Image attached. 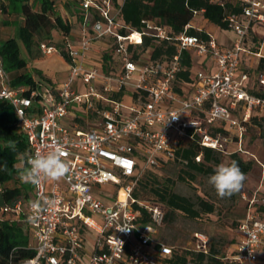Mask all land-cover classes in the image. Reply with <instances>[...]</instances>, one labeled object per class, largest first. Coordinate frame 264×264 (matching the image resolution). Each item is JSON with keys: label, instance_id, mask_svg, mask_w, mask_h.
<instances>
[{"label": "built area", "instance_id": "1", "mask_svg": "<svg viewBox=\"0 0 264 264\" xmlns=\"http://www.w3.org/2000/svg\"><path fill=\"white\" fill-rule=\"evenodd\" d=\"M239 1L241 11L225 16L236 32L232 47L223 49L212 36L188 32V23L174 37L176 50L164 65L149 55L133 56L129 45L142 43L145 31L120 32L119 9L112 0H81L84 19L79 42L68 33L58 43L39 42L42 54L60 53L68 63V76L57 86L41 83L27 90L12 85L0 55V98L13 105L27 136L29 155L61 147L70 168L59 181L33 186L30 202L41 197L48 201L37 222H28L30 202L24 204L22 198L1 207V212L27 223L36 239L35 253L19 264H165L161 258L172 256L173 246L157 239L165 207L151 201L135 204L139 166H159L163 157H174L180 138L227 154L248 152L243 142L253 116L264 121V71L257 75L263 94H255L246 83L249 73L238 75L237 69L247 50L249 29L264 22V0ZM91 6L99 16L89 21ZM5 12L0 1V24ZM143 22L155 35L170 38L163 26ZM101 39L114 40L115 61L109 71L100 57L92 55ZM189 48L210 54L217 68L197 71L187 93L177 88L176 81ZM77 76L84 90L80 83L73 85ZM126 93L130 102L124 100ZM79 110L85 113L79 118L88 121L94 116L97 124L83 128L62 122ZM200 159L201 153L196 156ZM242 197L246 211L237 226L240 236L222 258L230 264H264V209L259 208L264 207V195L243 191ZM120 225L132 229L118 230ZM87 230L95 233L91 247ZM194 236V249L208 252V235L198 230ZM156 244L159 256L154 253Z\"/></svg>", "mask_w": 264, "mask_h": 264}, {"label": "trees", "instance_id": "2", "mask_svg": "<svg viewBox=\"0 0 264 264\" xmlns=\"http://www.w3.org/2000/svg\"><path fill=\"white\" fill-rule=\"evenodd\" d=\"M6 9H11L22 17V22L17 23L16 34H11L0 41V55L4 67L8 70L11 84L14 86H25L28 89L41 83L48 84L45 79L35 78L28 68V61L21 55L19 39L30 48L38 44L41 39L53 40L52 31L57 29L67 33L71 30V24L67 18L56 8L55 0H38L41 9H34L30 0H9L6 3L0 0ZM74 2L77 0H73ZM113 6L119 9L117 19L122 26L119 31L127 33L131 30L145 31L143 41L139 44H130L129 49L133 56L138 58L144 54L152 59L166 64L176 50L174 37L182 32L185 25L190 23L194 17L195 10H200L203 15L223 27L228 26L225 16L228 13H239L242 5L239 0H112ZM81 2V0H80ZM70 0H66L69 4ZM76 3V2H75ZM83 9V7L81 6ZM89 21L97 18L98 11L94 6L89 8ZM83 15V10L80 11ZM143 20H151L163 26L170 38L155 35L150 31ZM3 22L8 23V20ZM190 33H196L203 38L207 34L202 31L188 29ZM264 38L254 45L249 46L256 51ZM104 43V51L101 55L103 68L109 71L112 68L114 58V40L101 39ZM184 69L178 78L188 77L190 72V54L184 51ZM259 70L264 71V57H261ZM178 87V86H177ZM179 89V88H178ZM255 94H263L262 90L249 89ZM121 91L120 94H122ZM264 134V130L262 131ZM264 143V139H263ZM201 153V159L196 156ZM210 147L200 145L196 140L180 138L175 141V155L172 158H162L159 166L149 165L138 171V179L135 184L133 195L136 205L151 201L163 205L166 209L165 221L170 219L176 211L182 212L191 218H200L204 213L210 214L214 211V203L198 195L197 200L190 196L177 192L173 189V180L168 176L161 178V169L171 163H178V177L188 181L194 179L197 174L214 173L216 164L220 163V154ZM25 154V155H21ZM30 154V146L27 136L23 131L19 117L13 105L0 98V264H19L24 258L35 253L33 246L29 244L31 233L29 226L23 221L7 216L1 212V207L6 203H12L17 198H22L24 204L30 202L33 193L31 184L22 183L19 173L28 167L27 155ZM228 163L235 160L244 172L248 173L253 167V160L243 158L238 152L230 153ZM263 210L264 207H259ZM146 219V218H145ZM239 223V222H238ZM235 242V241H234ZM173 246V245H172ZM159 245L154 246V253L159 256ZM225 252H219L214 245H210L208 252L192 248L173 246L171 257L161 258L165 264H186L192 261L194 264H230L222 258Z\"/></svg>", "mask_w": 264, "mask_h": 264}, {"label": "rangeland", "instance_id": "3", "mask_svg": "<svg viewBox=\"0 0 264 264\" xmlns=\"http://www.w3.org/2000/svg\"><path fill=\"white\" fill-rule=\"evenodd\" d=\"M70 1L71 2L66 5L64 4L63 0H59L56 6L57 10L63 13L67 20L72 19L73 14H75V17H78V14L73 12V6H76V1ZM14 16V13H10L9 15H5L3 19L9 17V21H13ZM77 23L78 21H76L75 25ZM191 24L195 28L207 30L213 37L216 38L219 36L222 38L224 35H227L231 32L230 28L228 27H222L220 24L215 22H208L206 17L200 11L195 13L191 20ZM4 26H6L7 29H10V31L8 33L6 32V34H16L17 22L4 23L2 21L0 27ZM57 31H52L55 37H58L61 34L59 30ZM19 44L21 48V55L30 60L31 65H33L35 68H41L42 70L47 71L53 76V80L56 78H66L68 76L66 64L60 58H57V54L40 59H34L29 52V48L20 39ZM104 46V43H99L97 44L96 50L103 52ZM41 77L45 79L47 83H49L48 77L44 75H41ZM80 81L81 79L77 76L74 79L73 85L80 83V90H84V84L82 81ZM63 123H65V121ZM263 130L264 121L260 123L258 127H254L252 130H250L249 139L244 138L243 145L248 150V152H239V154L245 159L253 160V167L248 173L245 174L246 179L243 182L241 191L237 194H234L230 198L222 199L218 197L215 189L208 183V177L214 173L197 174L194 179L184 181L178 177L180 166L178 163L168 164L166 167L161 169L159 176L161 178L168 176V178L173 180L174 190L190 196L195 201L197 200V196L200 195L213 202L215 209L210 214L204 213L200 218H191L182 212L176 211L173 216L165 221V223L159 228V232L157 234L158 240L176 247H186L193 249L196 245L194 232L200 230L208 235L210 245H214L219 252H225L228 250V247L232 245L234 241H236L240 236V231L238 230L237 226L238 222L244 216L246 211L245 200L242 197V192L247 191L251 195L252 191L256 190L259 195H264ZM229 159V154H220V163L227 164ZM220 163L216 164V167ZM26 226H28V224H26ZM30 233V242L32 245H35L36 241L34 238H32L31 229ZM88 241L91 240L89 239Z\"/></svg>", "mask_w": 264, "mask_h": 264}, {"label": "crops", "instance_id": "4", "mask_svg": "<svg viewBox=\"0 0 264 264\" xmlns=\"http://www.w3.org/2000/svg\"><path fill=\"white\" fill-rule=\"evenodd\" d=\"M4 1L6 3H9V0H4ZM63 1H64V4H66V0H63ZM58 2H59V0H55L56 6H57ZM30 3L33 5L34 9H36V10L41 9V4L38 0H30ZM66 5H68V4H66ZM75 5L76 6H73V12L77 13L78 17H75V14H73L72 19H68L69 20L68 22L71 24V30H70V32H67V33L73 39L74 42H79L80 41L79 33H80L81 28L83 26L84 15L80 14V11L83 10L81 8L80 0H78V2L76 1ZM10 13L15 14V16L13 17L14 18L13 21H11V20L9 21V19H10L9 17L3 19L5 15H9ZM4 16L1 20V22L4 20H8V23H10V22L21 23L22 22V17L19 14H17L16 12L12 11L11 9H6ZM75 20L78 21V23L76 25H75V23H76ZM208 22H211V21L208 20ZM189 24H190L189 28L192 27L194 30L202 31V32L206 33L208 37L212 36L207 30L195 28L191 24V22ZM226 27L230 28V30H231L230 33H228L227 35H224V37H222V38H221V36H219L217 38L214 37V38H216L219 45L223 49L232 47V45L235 41V38H236V32L231 27H229V26H226ZM54 30L57 31V29H54ZM9 31H10V29H7L6 26L0 27V41L7 38L9 35L12 34V33L6 34V32L8 33ZM60 33L61 34L58 37H55L54 33H52V36L54 37V39L60 40L63 37V35L67 34V33H64L61 31H60ZM261 38H264V22L263 21H257L255 23H253V25L251 26V28L248 31L247 40H246L247 50L242 53L241 63H240L239 68L237 69L238 75H240L243 72L249 73L248 80L246 81L247 85L249 86V89L261 90L260 86L258 85L257 75H258V72H260V70L258 68L259 63L261 62L260 59H261V57H264V44H263V42H261L259 47H257L256 51L251 50L249 48V46L254 45V43L256 41L259 42L261 40ZM41 40H43V39H41ZM41 40L38 41V44H36V45L34 44L33 46H31L29 48V50H30L29 52H30L31 56L34 59H37V58L40 59L43 57L53 56L54 54H57L58 55L57 58H60L66 64L67 71L69 73V66H68V63H67V61L63 55H61L60 53H52L51 55H46V56L42 55V52L39 48V42ZM44 40H46V39H44ZM96 49L97 48H95V50L93 51V54H92L93 57L94 58H99V57L101 58V56H100L101 52L97 51ZM185 51H186V53L190 54V62H191L190 63V72H189L187 78L180 76V78L177 79L176 84L178 86L177 88H179L180 91L188 93L189 90L191 89V86H192V85H190V82L193 81V79L195 78L197 71L202 70V71H206V72H213L217 68V62L210 54H208V53L198 54L194 48H189ZM145 55H147V54H145ZM33 58H31V59H33ZM27 61H28V64H27L28 68L33 73L34 77L37 79H39L41 77V75L48 77V79H49L48 85L57 86L67 78V77L66 78H58V79L56 78L53 80V76L50 75L47 71H44L41 68H35L33 65H31L30 60L27 59ZM183 64H184V60H183ZM79 85H80L79 87H81V84H79ZM124 100L126 102H130L131 98H130V95L128 93H126V95H124ZM77 108L80 109V107H77ZM77 113H79V114L76 115L74 113H69V115H67V117L65 119H63V122L65 121L64 124L69 125V126H74V125H76V123H78L79 127H83V128H88V126L97 124V119H95L94 116L89 117V120L86 121V118H87L86 116H83V117H86L85 119L79 118L80 114L85 115V113L83 111L79 110V112H77ZM235 113L238 115V112H235ZM262 122L263 121L259 120V118H257L256 115L253 116L252 123L250 124L248 131L246 132L244 138L249 139L250 138V130H252L254 127H258L260 125V123H262ZM230 148L234 149L235 145L233 143H231ZM254 191H256V190H254ZM254 191H252V193ZM246 193L250 194L247 191H246ZM6 215L16 219L17 221H20L16 216H13L12 214H6ZM25 224H27V223H25ZM86 237H87V246L91 247L92 243L94 241L95 233L91 230H87ZM32 238H34L33 233H32ZM89 239L91 241H88ZM34 240L36 241L35 238H34ZM29 244L31 246L36 245V244L32 245L30 241H29Z\"/></svg>", "mask_w": 264, "mask_h": 264}, {"label": "clouds", "instance_id": "5", "mask_svg": "<svg viewBox=\"0 0 264 264\" xmlns=\"http://www.w3.org/2000/svg\"><path fill=\"white\" fill-rule=\"evenodd\" d=\"M178 118V115L173 119ZM22 156L25 154H21ZM64 153L61 147H54L47 152L37 151L34 155H27L26 163L28 167L19 173V179L22 183L31 184L39 187L45 181H59L65 178L69 173V164L63 158ZM246 177L244 172L233 160L230 163H220L214 169V174L208 177V183L215 189L220 198H230L241 191ZM48 201L43 197L31 201L29 208L31 214L27 217L28 222L35 223L40 214L46 210ZM118 230L129 232L131 227L120 225ZM118 242L122 245V241Z\"/></svg>", "mask_w": 264, "mask_h": 264}, {"label": "bare ground", "instance_id": "6", "mask_svg": "<svg viewBox=\"0 0 264 264\" xmlns=\"http://www.w3.org/2000/svg\"><path fill=\"white\" fill-rule=\"evenodd\" d=\"M133 37H136L137 39L140 37V35L137 33V32H135L134 34H133Z\"/></svg>", "mask_w": 264, "mask_h": 264}]
</instances>
